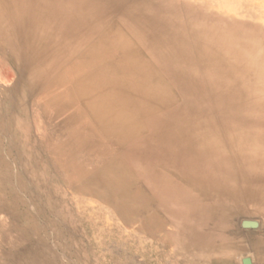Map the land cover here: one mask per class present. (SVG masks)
Segmentation results:
<instances>
[{"label":"bare ground","instance_id":"obj_1","mask_svg":"<svg viewBox=\"0 0 264 264\" xmlns=\"http://www.w3.org/2000/svg\"><path fill=\"white\" fill-rule=\"evenodd\" d=\"M258 2L0 0V264L85 259L83 215L187 264H264Z\"/></svg>","mask_w":264,"mask_h":264},{"label":"rangeland","instance_id":"obj_2","mask_svg":"<svg viewBox=\"0 0 264 264\" xmlns=\"http://www.w3.org/2000/svg\"><path fill=\"white\" fill-rule=\"evenodd\" d=\"M259 6L264 7V0L256 3V7ZM13 81L9 68L0 59V89L4 83L10 85ZM245 219L246 217L242 215L235 217L238 227ZM81 221L87 257L81 259L79 254L63 252L56 248L64 264H187V260L185 261L183 257H176L171 250L167 251L159 244L144 243L138 246L135 240L131 241L123 237L116 227L97 226L89 228L84 215ZM50 243L54 244L52 240ZM234 256L236 264H242L244 258H249L257 263V258L247 251L237 250L234 252ZM198 264L208 263L200 261Z\"/></svg>","mask_w":264,"mask_h":264},{"label":"water","instance_id":"obj_3","mask_svg":"<svg viewBox=\"0 0 264 264\" xmlns=\"http://www.w3.org/2000/svg\"><path fill=\"white\" fill-rule=\"evenodd\" d=\"M247 263H250V259L249 258L244 260V264H247Z\"/></svg>","mask_w":264,"mask_h":264}]
</instances>
